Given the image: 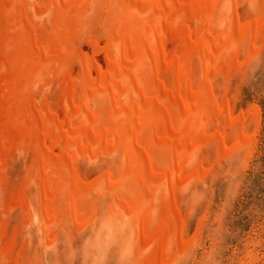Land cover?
Masks as SVG:
<instances>
[{
  "label": "bare ground",
  "instance_id": "obj_1",
  "mask_svg": "<svg viewBox=\"0 0 264 264\" xmlns=\"http://www.w3.org/2000/svg\"><path fill=\"white\" fill-rule=\"evenodd\" d=\"M239 1L245 16L238 0H0V184L13 153L31 155L8 203L25 219L22 227L40 228L47 244L55 227L92 212V192H105L115 202L112 213L134 222L136 236H127L135 246L114 219L101 224L91 245L135 248L143 264L187 252L180 190L213 170L210 149L227 158L250 141L228 91L242 54L264 33V4ZM101 155L113 159L114 170L88 182L80 160ZM7 229L0 230V264H24L22 253L14 254L17 235Z\"/></svg>",
  "mask_w": 264,
  "mask_h": 264
},
{
  "label": "rangeland",
  "instance_id": "obj_2",
  "mask_svg": "<svg viewBox=\"0 0 264 264\" xmlns=\"http://www.w3.org/2000/svg\"><path fill=\"white\" fill-rule=\"evenodd\" d=\"M259 1L264 4V0ZM238 3L240 4L239 11L243 16H245V13L247 12V5L245 4L246 6H244V4H242L239 0ZM262 42H264V33L257 42V47L255 46L250 51V53H247V55L242 54L243 56L241 57V61H244L241 72L238 71L240 75L237 73L236 75L231 77L230 88L228 91V97L230 99L229 103L234 108L233 112H235V115H244L243 120H246V125H248L246 126V132L248 136H250V141L246 146L242 147L241 149H237L239 151L234 150L232 152H229V156L226 155L227 158L225 157V154L217 155L213 149H210L207 154H210V160L212 161L210 163L213 164V162H215V165L213 164L214 168L212 167L213 170H210V173L207 174L208 176L205 175L206 177H202L204 179H195V182L197 181L196 185L195 183L191 186L189 184L186 185L188 186L187 191H183V189L182 191L180 190L181 194L178 201L181 206L180 209L182 208L181 212L185 214L186 221L188 222L186 223V228L183 233V240L185 242L186 240H189L187 241V243H189L190 245L187 250L189 254L187 252L182 254L181 251L174 250V252L166 257L164 264H177L178 262H180L178 264H189L190 261V264H264V43ZM255 48L256 50H254ZM224 83V80H222L221 78H218L216 80V88L218 87L217 91L219 93L218 95L220 96L225 91L223 86ZM253 106L259 113V115H257V118L254 114ZM249 111L253 113L254 120L251 119L252 117H250L251 113ZM258 120L259 123H257ZM251 137H253V139ZM230 146L231 149H234V146H232L231 144ZM250 147H252V149ZM214 155H216V157ZM99 158L95 162L91 161L90 157H84L80 160V172L88 182H93L101 176L107 174L109 171L114 170V166H112L113 159L110 156L101 155L99 156ZM218 159L221 163L217 161ZM101 160L104 161L101 162ZM31 161V155L29 154L26 155V153H21L19 151L13 153L8 161V168L5 171V179H7V181L4 180L1 183L2 186L0 184V225L2 226H0V230L3 228V226H8L7 231L10 232H8L9 236L11 235L12 237L16 238L15 234L17 235L16 241L18 246H16L17 248L15 249L17 251L14 250V254H16L17 252L22 253L24 264H34L35 262V264H37V262L38 264H143L140 257L141 252L139 253L135 248H132V250H130L131 248H128V251H124L121 250L120 247L118 248V246H114V249L111 248V251H109V248L103 245L101 247V250L99 247L91 245V242H88L92 239L94 241V232H100L101 224L106 223V221L110 219H114V226L116 227L120 224L126 225V237L130 236L131 234H134L136 236V233L133 232L134 222L129 220L127 221L124 217V213H116L117 215L112 213L111 207L114 206L115 202L111 199V196H107L105 192L101 194H97L96 191H94V194L92 192L89 195V198L86 199L87 201L90 199V205L92 204V208L90 210L93 209L92 212H84L82 214L83 216L79 215L76 220H73L70 223H66L62 230H58V227H55L56 229L54 228L50 236V240L47 244H43L42 242V238L44 237V235L40 233V228H37L33 225L22 227L23 224L27 225L25 219H22L23 216L19 210L11 208L10 205L12 204L11 200L15 197L14 195H17L18 190H20L23 186L22 183L24 182L27 169L29 164H31ZM210 163L208 161L206 165V167H209V169L211 168ZM95 168L96 170H94ZM106 168H108L109 170H106ZM91 170L94 171L92 172ZM97 172H99V176L97 175ZM14 182H16L15 186ZM35 190V187L31 188L32 195L36 194ZM195 192L197 194H195ZM7 194L8 196H6ZM198 195H202L204 199L201 198L202 196L199 197ZM94 198L96 200H94ZM195 200H197L198 202H196ZM95 206L97 207V209H95ZM189 208L190 210H187ZM2 209L5 210V212H2ZM102 209L104 210V212ZM18 218L20 219L18 220ZM88 218L92 219L89 220ZM7 219L8 221H6ZM83 219H85L86 221ZM199 221L202 222V229L200 230L201 232H197ZM86 222L88 223L87 227L85 225ZM12 223L14 225H12ZM68 225L70 226V228ZM81 225L85 226L86 228L82 229ZM12 226L13 228H10ZM90 226L91 228L93 227V229L96 231H93ZM24 230L26 231V233ZM63 235L65 237H63ZM135 236L130 239L128 237V240L132 241L127 242H133L131 243L132 246H135ZM101 237L98 240L102 241L103 239ZM115 237L120 239V236L117 235V233L115 234ZM55 238L57 239L56 242H54L56 240ZM58 239L60 240V242L58 241ZM51 240L55 244L57 243L56 245H53V247H51ZM21 243H24V245ZM31 244L33 245L31 246ZM91 246L92 248H90ZM27 247L29 250H27ZM34 249L35 251H33ZM25 250L27 251L25 252ZM90 250L92 253L90 252ZM121 252L122 255H124L123 257L121 255ZM174 255H178V257H175ZM32 256L35 257V259ZM173 256L174 258H172ZM167 259H169V262L167 261ZM170 259L172 260L170 261ZM119 260L124 262H120Z\"/></svg>",
  "mask_w": 264,
  "mask_h": 264
}]
</instances>
